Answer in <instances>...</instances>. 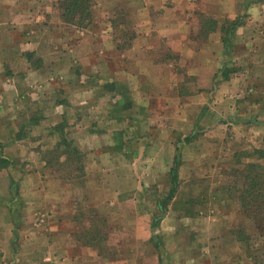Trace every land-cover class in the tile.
Returning <instances> with one entry per match:
<instances>
[{
    "label": "rangeland",
    "instance_id": "rangeland-1",
    "mask_svg": "<svg viewBox=\"0 0 264 264\" xmlns=\"http://www.w3.org/2000/svg\"><path fill=\"white\" fill-rule=\"evenodd\" d=\"M15 2L0 6V152L12 159L0 264L62 251L264 264L251 201L264 180V0H88L74 13Z\"/></svg>",
    "mask_w": 264,
    "mask_h": 264
},
{
    "label": "trees",
    "instance_id": "trees-1",
    "mask_svg": "<svg viewBox=\"0 0 264 264\" xmlns=\"http://www.w3.org/2000/svg\"><path fill=\"white\" fill-rule=\"evenodd\" d=\"M86 1L88 0H66V6L68 9L72 11V8H78L80 10H87L88 6H86ZM75 12L74 10L72 11ZM218 77L229 78L227 71H222L218 74ZM192 138V137H191ZM190 140V136L186 139ZM180 152V150H178ZM178 152V153H179ZM12 163V159L8 156H5L2 152H0V170L8 167ZM182 160L180 158V154H177L175 160V166L171 169V180H178L179 178V167L181 166ZM172 174V175H171ZM256 190L252 193L251 201L256 204L255 209L253 210V219H254V227H255V238L257 240H262L264 242V180H259V183L256 185ZM177 189L175 191L171 190L167 196V199L171 200L175 197L177 193ZM249 200V197H248ZM244 205L248 206L247 203ZM163 206L160 203V209ZM161 216H158V220H156V224H158ZM157 226V225H156ZM256 258V256H254ZM257 259V258H256Z\"/></svg>",
    "mask_w": 264,
    "mask_h": 264
},
{
    "label": "crops",
    "instance_id": "crops-1",
    "mask_svg": "<svg viewBox=\"0 0 264 264\" xmlns=\"http://www.w3.org/2000/svg\"><path fill=\"white\" fill-rule=\"evenodd\" d=\"M7 1L8 0H0V6L16 4L15 0H11V1H13L11 4H9V2H7ZM3 3H5V4H3ZM20 12L21 11L18 9L17 13L20 14ZM217 28H216V30H217ZM220 30L223 32V28H220ZM144 35H148V33L143 32V33H140L138 36H144ZM38 73H39V75L44 74L43 71H40ZM220 78H222V77H220ZM223 79H224V81L228 80V78H223ZM2 181H5V180H2ZM47 223H48V221L46 222V225H47ZM48 234H49V239H50L52 236L50 233H48ZM49 239H48V243H49ZM78 241H79L78 244H80L81 247L85 246V247H89V248H95V246L92 245L93 244L92 241L85 240L83 242V241H80L79 239H78ZM160 255H161V252H160ZM57 257L59 259L54 260L50 256L46 255V264H94L93 261L94 262L97 261L98 255L96 253H93V252H89L88 254L83 255L81 252L72 254L68 251H66V252L62 251V253L59 254ZM42 264H44V263H42Z\"/></svg>",
    "mask_w": 264,
    "mask_h": 264
}]
</instances>
